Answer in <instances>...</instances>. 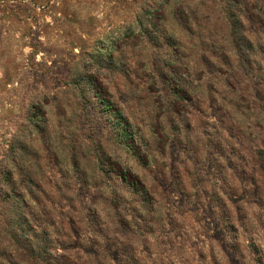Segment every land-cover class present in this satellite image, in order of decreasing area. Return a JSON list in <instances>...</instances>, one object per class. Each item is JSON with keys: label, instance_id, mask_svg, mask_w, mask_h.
<instances>
[{"label": "rangeland", "instance_id": "rangeland-1", "mask_svg": "<svg viewBox=\"0 0 264 264\" xmlns=\"http://www.w3.org/2000/svg\"><path fill=\"white\" fill-rule=\"evenodd\" d=\"M0 264H264V0H0Z\"/></svg>", "mask_w": 264, "mask_h": 264}]
</instances>
